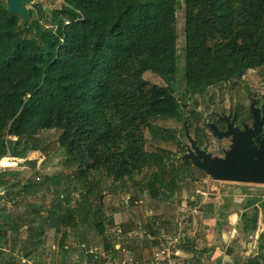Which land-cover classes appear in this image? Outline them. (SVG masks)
<instances>
[{
    "label": "trees",
    "instance_id": "1",
    "mask_svg": "<svg viewBox=\"0 0 264 264\" xmlns=\"http://www.w3.org/2000/svg\"><path fill=\"white\" fill-rule=\"evenodd\" d=\"M61 3L50 16L42 4L35 13L28 10L30 18H36L27 26L10 14L7 0H0V160L14 166L7 157L25 159L40 150L41 133L60 132L68 167L79 165L80 171L67 178L62 190L60 180L54 179L59 201L49 225L61 235L65 248L70 231L88 224L104 238L105 252L96 255L109 259L117 251L108 236L114 222L107 212L120 206L119 195L100 192L93 204L91 180L101 176L119 185L134 182L152 199L165 202L182 190L184 174L186 190L197 191L188 177L191 162L169 163L181 147L176 124L184 122L187 142V130L192 139H199L203 116L196 107L189 109L190 99L240 81L251 70H264V0H183V92L176 87L180 0ZM148 73L163 84L146 80ZM147 133L156 152L145 150ZM22 191L37 193L41 185L28 182ZM118 227L123 235L141 228L130 210L122 213ZM142 229L146 241L129 246L133 259L142 264L156 261L151 239L164 238L166 244L179 232L171 217ZM5 236L0 228V241ZM245 264H264V232L256 255L248 256Z\"/></svg>",
    "mask_w": 264,
    "mask_h": 264
},
{
    "label": "rangeland",
    "instance_id": "2",
    "mask_svg": "<svg viewBox=\"0 0 264 264\" xmlns=\"http://www.w3.org/2000/svg\"><path fill=\"white\" fill-rule=\"evenodd\" d=\"M37 4H42L46 15L50 16L51 11L59 9L62 3L61 0H37L27 6L28 10L35 13ZM35 18L36 15L34 14L33 18H30V22ZM43 24L45 26L48 25L45 21H43ZM26 27L23 30L24 35L27 33ZM177 32L178 83H176V87L179 92H183L186 86L185 13L183 0H180L177 10ZM145 79L154 84H163L158 77L151 73L146 74ZM262 84L258 73L251 70L241 81H231L227 84L213 87L208 90L204 97L190 99L188 107L189 109L196 107L197 111L202 114L203 125L214 123L216 121V113L228 114L230 109L234 111L237 106L248 109L251 102L247 94V88L253 90L254 94L252 97L258 99L259 94L263 90ZM188 107L184 108V110H188ZM205 133L212 146V153L216 155L220 154L221 147L226 146L228 141L223 140L220 142L215 139L207 129V126ZM176 134L181 147L178 148L177 154L170 159L169 163L179 164L182 157L186 154V145L188 144L183 121H179L176 124ZM146 136L148 142L145 150L149 153L156 152V148L151 144L150 134L147 133ZM59 137L60 132L58 131H45L39 135V151L29 153L25 159L7 157L8 160L11 159L16 164L14 166L11 164L4 166L1 160V166H4L5 169L0 171V192L2 186H6V190H9V193L12 192V195L15 196L16 192H22L24 185L28 182H35L41 185L42 192L50 190L52 193L50 196L53 197L48 200L46 194V199L43 200L44 207L51 206L53 200H55V203L58 202L59 198L54 193L57 190L54 186V179L60 180L59 183L62 190L68 184L67 178L74 177L80 171L79 165L68 167L69 157L60 146ZM11 140L15 142L20 139L12 137ZM188 177L189 179L193 178L194 183L197 185V191L188 192L186 190L188 180L184 181L185 176L181 174L180 178L183 180L181 182L182 190L173 199L165 202L152 199L149 193H143L140 186L134 182L127 185H119L118 183H113L111 180H105L101 176H95L96 179L91 180L95 186L94 194L90 199L93 204L96 203L95 198L99 196L100 192L117 191L119 195L120 206L113 211V213H117L118 219L113 221L114 226L110 228L109 236L112 238L114 248L120 243L121 248L117 252L120 253L119 257L121 260L125 256L134 258L135 254L128 249L129 246L136 247L138 246L137 244L146 241L143 238L142 227L145 228L150 223H155L158 226L160 222L158 223L156 220L158 218H164L165 220L166 217L175 218L177 224L184 219L183 224L185 226L181 228L184 234H186L187 241L181 247V253H178V264H216L215 261L212 262V257L217 249V252L222 253V258L225 256L232 258L233 262L231 264H245L248 256L256 255L257 240L264 232V184L219 181L193 166ZM38 178H40V181L37 180ZM78 187L81 186L78 184ZM75 196V199L79 200L78 194ZM28 200L31 204V200ZM191 202L194 204H191ZM196 207H198L197 213H195ZM129 210L136 215L141 228L137 232L126 236L119 233L118 225L121 222L122 213ZM148 214L152 215L148 216ZM230 218H232V221H229ZM213 222H217L222 227L219 225L213 232L211 229ZM228 224L230 226L228 231L231 240L224 243L222 233H224V229L227 232L224 227H228ZM93 232L94 234H90L87 231L85 234L86 239L80 240V244L77 246L80 253L84 254L91 249L97 254L105 252L104 238L100 237L94 229ZM89 239L91 242L88 241ZM163 242L165 243V241ZM57 244L59 245V241ZM83 244L84 246H82ZM187 249L194 251V253L186 254L185 250ZM102 258V262L107 260L105 257Z\"/></svg>",
    "mask_w": 264,
    "mask_h": 264
},
{
    "label": "crops",
    "instance_id": "3",
    "mask_svg": "<svg viewBox=\"0 0 264 264\" xmlns=\"http://www.w3.org/2000/svg\"><path fill=\"white\" fill-rule=\"evenodd\" d=\"M6 188V186H2L0 192V228L3 232H6V236L0 241V264H75L89 258V251L94 250H88L83 254L80 253L77 247L80 244V240L86 239L85 234L87 231L90 234H94L93 229L84 222L79 225L77 230L70 231L68 245L65 248L61 246V235L56 232L55 228L49 225V217L53 211L55 200L51 202V206H43L46 194L47 200L53 197L50 196L52 194L50 190L48 192L40 191L32 194H24L23 191H18L13 196L12 192L9 193V190H6ZM28 199L31 200V204ZM32 208L34 209L32 210ZM113 211L115 210L107 212V216H110L114 221L118 219V215L117 213H113ZM150 215L152 214H148V216ZM162 221H164V218L156 220L158 223H162ZM229 221H232V218ZM179 224L178 227L180 229ZM217 225V222H214L212 225L211 229L213 232L217 229ZM224 228H226L227 232L225 229L223 230L225 232L223 242L227 243V241L231 240L228 231L230 226ZM31 237L34 239H31ZM58 241L59 245L57 244ZM88 241L91 242L90 239ZM151 241L154 243L153 249L156 257V255L160 254L162 246L165 244L162 243L161 238L158 241L153 239ZM186 241L187 238L184 243L178 246L176 249L178 253H181V247L186 244ZM120 248L121 245L119 243L115 249L118 251ZM217 251L218 249L212 257V262L215 261L216 264H231L233 262L232 258L226 256L222 258V253ZM185 252L186 254L189 253L187 250ZM119 256L120 253L116 252L115 257L111 258L117 262L121 260Z\"/></svg>",
    "mask_w": 264,
    "mask_h": 264
},
{
    "label": "water",
    "instance_id": "4",
    "mask_svg": "<svg viewBox=\"0 0 264 264\" xmlns=\"http://www.w3.org/2000/svg\"><path fill=\"white\" fill-rule=\"evenodd\" d=\"M9 12L11 15L18 16L24 24H29L30 15L27 6L32 0H7ZM252 115L255 118L254 131L241 132L229 125L226 133L218 132L215 125H212L214 132L219 137H233L231 149L224 158H212V156L203 154L196 156L194 151H199L197 143L190 137L187 130L186 136L191 144L190 153L184 156L185 160H191L195 167L202 169L207 175L219 181H228L243 184H264V147L258 148L252 141L253 136L260 132L264 124L261 112L252 107ZM262 119V120H261Z\"/></svg>",
    "mask_w": 264,
    "mask_h": 264
},
{
    "label": "flooded vegetation",
    "instance_id": "5",
    "mask_svg": "<svg viewBox=\"0 0 264 264\" xmlns=\"http://www.w3.org/2000/svg\"><path fill=\"white\" fill-rule=\"evenodd\" d=\"M255 73H258V76L260 77V79L262 80V85H263V90L261 92V94H259V98L258 99H254L252 97L253 90H250V88H247V94L249 97V100L251 102V105L248 109L243 108L242 106H237L236 109L233 111L232 109H230L228 114H219L216 113L215 114V118L216 121L214 123H208L206 125H201L202 128V132L199 133V139L195 140L197 143V147L199 149V151H194L195 155L200 157L203 154L206 155H211L212 158H224L226 156V153L231 149V146L233 144V137H219L213 130L212 125H215L218 132L220 133H226L229 130V125H233L234 129H238L239 131H241L242 133L246 131V129H248L249 132H253L254 131V124H255V118L252 115V107H254V109H257L261 112L262 116H263V110H264V70H254ZM246 76V75H245ZM244 76V77H245ZM243 77V78H244ZM243 80V79H242ZM241 81V80H240ZM234 82V81H233ZM262 120V119H261ZM207 126V129L211 132L212 136L219 140L220 142L223 140L228 141V143L226 144V146H222L221 147V153L220 154H213L211 151V144L208 141L207 137H206V133H205V128ZM184 127L186 128V126L184 125ZM252 141L254 142V145H256L258 148H262L264 147V124L260 130L259 133H257L255 136L251 137ZM194 140V139H193ZM190 148H191V144L188 140V144L186 145V154L190 153ZM184 155V156H185ZM184 156L182 157V160L184 159ZM191 162L192 166H194V164L192 163L191 160H188ZM201 162L204 161V158L200 159ZM197 168V167H195ZM199 171L206 173L205 171H203L202 169L197 168Z\"/></svg>",
    "mask_w": 264,
    "mask_h": 264
},
{
    "label": "built area",
    "instance_id": "6",
    "mask_svg": "<svg viewBox=\"0 0 264 264\" xmlns=\"http://www.w3.org/2000/svg\"><path fill=\"white\" fill-rule=\"evenodd\" d=\"M66 24H69V22H66ZM3 169H5V167L0 166V171ZM37 180L40 181V178H38ZM197 209L198 207H196L195 213H197ZM183 222H184V219L180 221L179 232L175 236L167 240V243L165 244V246L162 247V251L160 252V254L156 255V258H157L156 261L151 264H178L177 262L178 252L176 251V249L186 240V234H184L181 228L182 226H185ZM88 254L92 255V257L86 258L84 261L78 262L75 264H142V263L136 262L131 257H125L119 262H116L110 258L102 262L94 251H89Z\"/></svg>",
    "mask_w": 264,
    "mask_h": 264
},
{
    "label": "bare ground",
    "instance_id": "7",
    "mask_svg": "<svg viewBox=\"0 0 264 264\" xmlns=\"http://www.w3.org/2000/svg\"><path fill=\"white\" fill-rule=\"evenodd\" d=\"M0 166H1V162H0Z\"/></svg>",
    "mask_w": 264,
    "mask_h": 264
}]
</instances>
